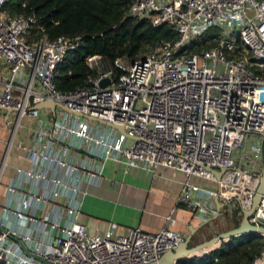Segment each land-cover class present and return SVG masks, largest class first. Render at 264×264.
Returning <instances> with one entry per match:
<instances>
[{
	"label": "built area",
	"instance_id": "built-area-1",
	"mask_svg": "<svg viewBox=\"0 0 264 264\" xmlns=\"http://www.w3.org/2000/svg\"><path fill=\"white\" fill-rule=\"evenodd\" d=\"M7 1L0 0V112L11 133L0 178L12 149L24 154L27 167H17L5 186L0 264L158 262L184 234H150L83 212L89 202L90 208L105 204L139 213L137 206L96 193L134 171L151 179L159 168L184 174L176 201L202 223L215 215L214 198L240 213L250 207L264 170V0H131L125 17L166 24L175 40L136 61L120 60L124 73L116 81L111 67L100 70L107 60L89 57L96 75L68 93L55 88L54 72L82 38L27 42L39 20L7 15ZM203 44L212 46L199 48ZM46 100L124 132L58 107L33 108ZM205 167L224 171L217 180ZM195 178L212 186L194 184ZM249 223L264 227V195ZM262 240L253 264H264Z\"/></svg>",
	"mask_w": 264,
	"mask_h": 264
},
{
	"label": "trees",
	"instance_id": "trees-1",
	"mask_svg": "<svg viewBox=\"0 0 264 264\" xmlns=\"http://www.w3.org/2000/svg\"><path fill=\"white\" fill-rule=\"evenodd\" d=\"M130 1L8 0L3 11L11 17L34 16L39 20V28L31 26L29 29L27 42L42 36L49 40L59 36L82 38L80 46L68 52L54 72L55 88L68 93L84 86L89 77L96 75L86 64L89 57L101 56L107 60L116 81L124 73L118 65L120 60L136 61L159 43L175 40V32L166 24L153 27L149 21L125 17ZM208 39L205 36L203 41ZM211 46L203 44L199 48ZM262 249V238L243 235L221 242L193 259L182 260L180 264H253Z\"/></svg>",
	"mask_w": 264,
	"mask_h": 264
},
{
	"label": "crops",
	"instance_id": "crops-1",
	"mask_svg": "<svg viewBox=\"0 0 264 264\" xmlns=\"http://www.w3.org/2000/svg\"><path fill=\"white\" fill-rule=\"evenodd\" d=\"M10 133L11 129L8 127L6 128L5 124L0 122V166L4 159ZM19 138H21V135L17 137V140ZM17 167L26 168L27 161L21 151L12 149L7 159V166L0 178V185L4 178L6 180L4 182L5 184L0 186V208L4 201V185H7ZM143 173L145 172L134 171L131 177L122 181H120L118 177L117 185L113 187L103 185L101 189L96 191V193H99L102 189L106 188V195L111 196L116 201L126 203L129 207L137 206L140 210L139 213H136L113 208V214L115 216L111 221L125 226L137 225L142 231L150 234H157L162 229H167L182 233L185 237L189 233V227H193L194 229L198 228L191 238L192 240L197 236L195 245L200 243L199 239L207 240V235L211 234L213 237L224 231H219L215 227L210 226L209 230H207L208 232L198 234L202 222L195 218L192 210L176 201L181 193L183 187L182 183L186 180L184 174L166 168H159L157 170V177L151 179L148 176L146 181L137 183V178H140ZM191 182L206 187L212 186L209 182L196 178L192 179ZM88 208L91 209L92 212L96 210V208ZM126 215H128L127 223H123L122 221L116 222L114 220L119 217L123 219Z\"/></svg>",
	"mask_w": 264,
	"mask_h": 264
},
{
	"label": "water",
	"instance_id": "water-1",
	"mask_svg": "<svg viewBox=\"0 0 264 264\" xmlns=\"http://www.w3.org/2000/svg\"><path fill=\"white\" fill-rule=\"evenodd\" d=\"M108 82H109V79H107V78L102 80L100 82V87L104 88L108 84ZM55 107H58L64 111L70 112L73 115H76L79 117H84V118L91 120V121H96L99 124L113 128V129L119 131L120 133L124 132L123 128L120 126L109 123L107 121H103V120H99V119H93V118H90L88 116H84V115L77 113V112H72V111L68 110L67 108H65L59 104H56L55 102H53L51 100H46V101H43V102L38 103L37 105L33 106V108L38 109V110L50 109L51 112H54ZM6 113L7 114L10 113V110H7ZM205 168L209 172H212L216 176L217 180L220 179V177L224 171L223 169H220L219 171H215L211 167H205ZM262 195H264V170H263L262 174L258 177V186L256 189V193H255V195L252 199V202L250 204V207L248 209H244L241 211L242 218L236 227L228 229L226 231H223V232L211 237L210 239L205 240V241H203L199 244H196L194 246H191V247H189V245L191 242L192 235L195 233V231L198 228L194 229L193 227H189V233L185 237L184 241L176 249L171 250V251H167L166 253H164L159 258L158 262L152 263V264H173L174 261L181 262L187 256H190V255L195 256L197 253H200L204 250L213 248V247L217 246L218 244H220L221 242H225V241L229 240L230 238H235V237H239V236H243V235H254V236L260 237V238L264 237V227L252 225L249 223V218L253 214L256 206L259 204V201H260V198ZM213 202L215 204V215L213 216V218L211 220L217 219L218 215H219V211L225 206V204L219 203L216 198L213 199ZM211 220L201 223L200 227L207 224ZM17 243L19 244V246L22 248V250H24V252L27 255L32 256V257L42 261V259L40 257L31 255L26 250V248L24 247V245L20 241H17ZM44 263L47 264L46 262H44Z\"/></svg>",
	"mask_w": 264,
	"mask_h": 264
},
{
	"label": "rangeland",
	"instance_id": "rangeland-1",
	"mask_svg": "<svg viewBox=\"0 0 264 264\" xmlns=\"http://www.w3.org/2000/svg\"><path fill=\"white\" fill-rule=\"evenodd\" d=\"M148 53L150 52H147L145 54H143V56H146ZM110 66V64L106 61L105 64L100 68V70H105ZM11 119L14 118V115H11L10 117ZM0 122H3L4 124V116L2 115V113L0 112ZM6 127V126H5ZM7 128V127H6ZM148 177V174L147 173H143V175H141L140 178H137V183L139 182H144L146 181V178ZM116 179L118 180V176H116ZM5 178L2 180V184H5ZM120 181H122V179H120ZM0 185V186H1ZM6 186V185H4ZM107 193V189L104 188L101 190V192L97 193V194H100V195H106ZM0 196H1V193H0ZM126 201V200H125ZM62 203H64V201H62ZM97 205V206H96ZM94 206V208H96V210H94L92 212L91 209H89L88 207H90V204L89 202H86L85 203V207L83 209V212L85 215H88V216H94L98 219H103V220H106V221H111V219L115 216L113 214V207L112 206H108V205H104V204H96ZM241 218H242V214L236 210H234V208H231L229 209L228 207H225L223 208V210L221 211L220 213V216L217 218V219H214V220H211L210 222H208L207 224L203 225L201 227V229L199 230L198 234H201V233H206L208 232L207 230H209V227L212 226V227H215L216 229H218L219 231L220 230H228V229H231V228H234L236 227V225L238 224V222L241 221ZM116 222H120L122 221L123 223H127L128 221V215L124 216L123 219H121V217H119L118 219H114ZM223 232V231H222ZM221 233V232H220ZM219 234V233H218ZM208 239H210L212 236L211 234L210 235H207L206 236ZM207 239V240H208ZM204 240L206 239H199L200 243L203 242ZM197 241V236H195L191 242H190V245L189 247L191 246H194L195 243ZM219 245V244H218ZM217 245V246H218ZM211 249V248H210ZM208 250V249H207ZM207 250H204V251H207ZM204 251L200 252V253H203Z\"/></svg>",
	"mask_w": 264,
	"mask_h": 264
}]
</instances>
